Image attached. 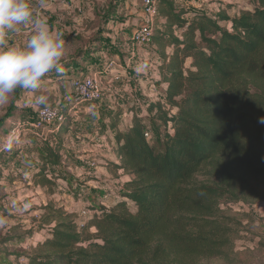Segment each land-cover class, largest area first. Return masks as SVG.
<instances>
[{"label":"trees","instance_id":"obj_1","mask_svg":"<svg viewBox=\"0 0 264 264\" xmlns=\"http://www.w3.org/2000/svg\"><path fill=\"white\" fill-rule=\"evenodd\" d=\"M252 3L238 16L219 11L188 19L175 0L158 1L164 23L148 46L158 57L150 85L157 98L144 115L130 111L125 131L113 128L116 160L107 161L131 180L112 203L111 193L101 195L81 227L75 214L53 210L50 238L31 248L28 264H197L227 257L240 226L230 205L264 203V0ZM62 111L57 137L43 139L33 175L35 185L52 190L67 182L48 169L64 164L61 135L73 121ZM146 116L161 131L160 147L153 146Z\"/></svg>","mask_w":264,"mask_h":264},{"label":"rangeland","instance_id":"obj_2","mask_svg":"<svg viewBox=\"0 0 264 264\" xmlns=\"http://www.w3.org/2000/svg\"><path fill=\"white\" fill-rule=\"evenodd\" d=\"M31 2L34 19L46 23L51 32L62 34L65 44L59 68L43 79L45 104L37 103L36 92L21 88L6 103H0V124L9 109H14L13 116L0 125V264H28L26 255L31 248L50 238L53 210L75 214L81 227L91 217L93 205L102 201L101 195L111 193L110 203L116 199L131 177L114 171L110 163L116 160L113 128L125 131L131 124L130 111L144 115L147 103L157 98L150 89L157 76V53L152 47H136L131 42L133 32L143 23L142 0H45L44 8L39 7L40 0ZM175 2L187 9L188 19L196 13L213 15L219 11L234 17L253 9L252 0ZM163 23L162 18L156 19L155 29ZM33 34V24L20 25L9 31L10 38L2 47H23ZM140 53H149L151 58L140 63ZM111 61L117 63L119 72L107 70ZM72 72L99 77L102 103L75 101ZM46 106L67 110L73 121L67 135L60 134L63 166L48 168L65 176L67 182L58 181L53 190L33 182L43 139L54 141L57 137L56 121L44 124L42 130L35 128L38 112ZM145 125L156 135L153 146L160 147L161 131L157 132L150 117L146 116ZM230 207L240 226L227 257L197 264H264V203Z\"/></svg>","mask_w":264,"mask_h":264},{"label":"clouds","instance_id":"obj_3","mask_svg":"<svg viewBox=\"0 0 264 264\" xmlns=\"http://www.w3.org/2000/svg\"><path fill=\"white\" fill-rule=\"evenodd\" d=\"M39 7H46L45 0H40ZM34 15L31 0H0V34L20 25H34V34L25 46L0 47V103H6L18 88L36 92L37 103H46L43 79L59 68L65 41ZM259 123L264 124V117Z\"/></svg>","mask_w":264,"mask_h":264},{"label":"built area","instance_id":"obj_4","mask_svg":"<svg viewBox=\"0 0 264 264\" xmlns=\"http://www.w3.org/2000/svg\"><path fill=\"white\" fill-rule=\"evenodd\" d=\"M65 2V0H57ZM143 23L139 25L131 36V42L136 47H148L155 35V21L159 16L158 2L155 0H142ZM10 38L9 32L0 34V47ZM117 63L111 61L107 65L110 72H118ZM75 101L78 103H99L104 98L102 86L97 75L84 76L72 81ZM64 112L59 107L46 106L39 110L35 128L42 130L44 124L52 121L62 122ZM149 137V134H146Z\"/></svg>","mask_w":264,"mask_h":264},{"label":"crops","instance_id":"obj_5","mask_svg":"<svg viewBox=\"0 0 264 264\" xmlns=\"http://www.w3.org/2000/svg\"><path fill=\"white\" fill-rule=\"evenodd\" d=\"M25 27H27V25H25ZM24 35H26L27 34V31H24V33H23ZM6 41H8V40H6ZM6 41H4L3 43H5ZM3 45V44H2ZM148 58H150V56H149V54L147 55V54H145V53H140V55H139V58L138 59H140L139 61H140V63H142L143 62V59H148ZM144 66H148V65H145L144 64ZM149 70V69H148ZM119 72V71H118ZM146 74H148L147 72H146ZM80 75V74H79ZM77 78V77H76ZM156 78V77H155ZM147 80V79H146ZM148 81V80H147ZM146 84V83H145ZM147 86V85H146ZM148 88V87H147ZM152 88V86H150V89ZM151 102V101H150ZM114 153V152H113Z\"/></svg>","mask_w":264,"mask_h":264}]
</instances>
